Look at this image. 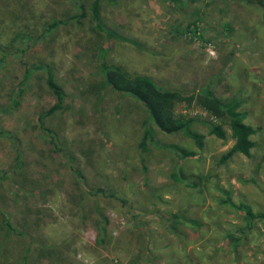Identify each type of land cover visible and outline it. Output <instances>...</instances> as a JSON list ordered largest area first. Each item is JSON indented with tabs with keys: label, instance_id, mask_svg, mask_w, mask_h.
<instances>
[{
	"label": "rangeland",
	"instance_id": "374dc122",
	"mask_svg": "<svg viewBox=\"0 0 264 264\" xmlns=\"http://www.w3.org/2000/svg\"><path fill=\"white\" fill-rule=\"evenodd\" d=\"M3 53L0 264H264V0H0ZM102 65L238 98L249 155L220 161L226 124L196 148L148 122L140 152L144 106L104 84ZM174 110L215 120L194 100ZM226 197L261 214L250 229Z\"/></svg>",
	"mask_w": 264,
	"mask_h": 264
},
{
	"label": "trees",
	"instance_id": "16d2710c",
	"mask_svg": "<svg viewBox=\"0 0 264 264\" xmlns=\"http://www.w3.org/2000/svg\"><path fill=\"white\" fill-rule=\"evenodd\" d=\"M94 20H98V9L96 1L92 11ZM107 39L117 37L115 32L105 27L101 28ZM28 39L27 36L20 34L17 36L21 43ZM6 53L0 56V65L5 63ZM45 71V85L54 95L57 103L64 99V92L56 83L51 74L50 68L42 66ZM100 75L103 77L104 84H107L114 92L119 95L131 96L136 101L143 104L147 118L142 123L141 139L138 143L140 152L144 151L146 141H153V130L149 127L150 122L161 134L180 133L190 139L196 148H201L203 138L206 134L213 135L216 138H224L225 130L223 124L227 125L232 138V144L225 153L220 156V161H224L234 153L248 156L253 146L251 135L253 128L243 121L244 114L239 109L240 100L235 97L222 99L214 95L207 85H203L193 90L162 89L150 77L146 75H129L118 66L102 65ZM194 100L200 107L215 117V120H208L190 116L187 114L176 113L174 107L177 103H189ZM197 125H203L205 132H200ZM158 147L159 144H156ZM167 148L174 151H181L176 145L169 144ZM20 158L19 151L15 152V161ZM100 192V189H96ZM227 204L240 210L243 213L244 227L250 229L251 221L261 214L253 213L250 208L243 203L234 204L227 197L224 200ZM2 222L6 234H9L13 227L10 222L2 216ZM235 237L233 236V239Z\"/></svg>",
	"mask_w": 264,
	"mask_h": 264
}]
</instances>
